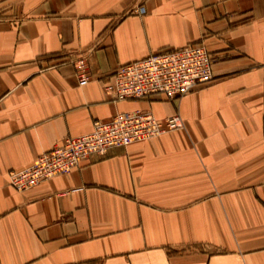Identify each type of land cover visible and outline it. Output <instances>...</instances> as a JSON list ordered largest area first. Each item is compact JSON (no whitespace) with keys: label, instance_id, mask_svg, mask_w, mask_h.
Returning <instances> with one entry per match:
<instances>
[{"label":"crops","instance_id":"crops-1","mask_svg":"<svg viewBox=\"0 0 264 264\" xmlns=\"http://www.w3.org/2000/svg\"><path fill=\"white\" fill-rule=\"evenodd\" d=\"M195 43L217 58L211 82L105 93L119 66ZM141 109L184 128L11 186L66 137ZM0 264H264V0H0Z\"/></svg>","mask_w":264,"mask_h":264},{"label":"built area","instance_id":"built-area-1","mask_svg":"<svg viewBox=\"0 0 264 264\" xmlns=\"http://www.w3.org/2000/svg\"><path fill=\"white\" fill-rule=\"evenodd\" d=\"M141 14L146 8L139 9ZM216 58L202 44L162 51L118 67L105 86L115 100L142 99L158 94L182 98L213 77ZM80 85L92 75L86 58L75 62ZM184 128L179 113L159 119L148 109L118 112L97 119L90 133L68 136L43 152L31 166L9 172L11 186L26 191L59 175H66L92 157L106 156L111 150L151 140L166 132Z\"/></svg>","mask_w":264,"mask_h":264},{"label":"rangeland","instance_id":"rangeland-1","mask_svg":"<svg viewBox=\"0 0 264 264\" xmlns=\"http://www.w3.org/2000/svg\"><path fill=\"white\" fill-rule=\"evenodd\" d=\"M195 44H202V45H204L203 43H195ZM204 46H205V45H204ZM205 47H206V46H205ZM206 48H207V47H206ZM207 50L210 51L208 48H207ZM210 52H211V51H210ZM211 53H212V52H211ZM212 54H213V53H212ZM213 56L215 57L214 54H213ZM215 58H216V57H215ZM216 60H217V58H216ZM216 62H217V61H216ZM215 64H216V63H215ZM214 66H215V65H214ZM213 73H214V68H213ZM213 79H214V77H213ZM213 79H212V80H213ZM212 80H211V81H212ZM211 81H210V82H211ZM208 83H209V82H208ZM203 85H204V84H203ZM201 86H202V85H201ZM199 87H200V86H199ZM197 88H198V87H197ZM197 88H196V89H197ZM196 89H195V90H196ZM148 110H149V109H148ZM181 117H182V116H181ZM182 119H183V118H182ZM183 122H184V120H183Z\"/></svg>","mask_w":264,"mask_h":264}]
</instances>
